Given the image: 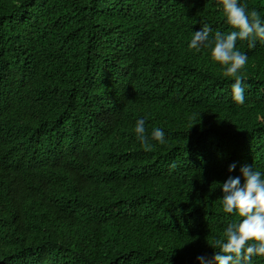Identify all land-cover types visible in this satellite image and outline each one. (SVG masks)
Listing matches in <instances>:
<instances>
[{"label":"trees","instance_id":"obj_1","mask_svg":"<svg viewBox=\"0 0 264 264\" xmlns=\"http://www.w3.org/2000/svg\"><path fill=\"white\" fill-rule=\"evenodd\" d=\"M205 25L229 28L210 0H0V264H195L222 236L224 166L264 172V47L239 44L233 104L211 49L188 47Z\"/></svg>","mask_w":264,"mask_h":264},{"label":"clouds","instance_id":"obj_2","mask_svg":"<svg viewBox=\"0 0 264 264\" xmlns=\"http://www.w3.org/2000/svg\"><path fill=\"white\" fill-rule=\"evenodd\" d=\"M229 27L225 33L212 31L208 25L193 32L188 47L210 48V59L222 68L225 77L232 78L230 102H245L247 88L243 75L248 60V48L264 47V19L255 9L249 10L242 0H210ZM210 34L213 38L210 39ZM144 151L153 145L146 135L145 121H136L134 129ZM151 138L165 143V133L154 128ZM174 167V165H173ZM222 211L234 217L220 238L192 259L195 264H252L255 257L264 258V172L254 163L230 161L218 184ZM195 259L199 260L196 261Z\"/></svg>","mask_w":264,"mask_h":264},{"label":"bare ground","instance_id":"obj_3","mask_svg":"<svg viewBox=\"0 0 264 264\" xmlns=\"http://www.w3.org/2000/svg\"><path fill=\"white\" fill-rule=\"evenodd\" d=\"M44 71V70H43ZM164 84H166V82H164ZM88 97H96L95 95H93V94H89L88 95ZM86 98H84V100H85ZM45 104L48 106V105H50V101H45ZM262 112H263V114H264V111L262 110ZM42 115V112H40L39 113V116H41ZM51 120H49V121H47V122H50ZM29 125H31V123H29ZM124 143H126V142H124ZM206 145H208V144H206ZM17 145H14V147H16ZM181 146H186V144H181ZM210 146V145H209ZM173 148V147H172ZM174 150V149H173ZM105 158L107 159V160H112V156L111 155H107V156H105ZM10 167V166H9ZM192 167H194V166H192ZM167 189H169V186H167ZM173 192H175V190H173ZM215 193V192H214ZM176 197H177V199H179V197L176 195ZM150 198H154V196H152V197H150ZM176 198H173V199H171V200H174V201H176V202H181V203H185L186 204V201H184V200H177ZM105 203H107V202H105ZM86 220V217H82V219H81V221H85ZM194 224H195V222H193ZM124 225V224H123ZM107 228L108 229H113V228H111V227H109V226H107ZM125 228H129V225H126L124 228H119V230L120 231H123ZM219 228V227H218ZM69 230V229H68ZM193 235H196V233H194L193 232ZM206 236L208 237V239L210 240L212 237H211V234H209V233H206ZM65 237H67L69 240H71L72 239V233L71 234H67V236H65ZM76 238H78V240H79V244L81 245V246H84L85 245V243H84V241H80V239H79V237L78 236H76ZM162 239H164L165 241H171V240H169V239H167L165 236H162ZM142 243H146V240H144V241H142ZM127 244V242H125V245ZM72 246H76L75 244H72ZM122 248H124V246H122ZM82 252V251H81ZM112 252V253H111ZM84 253V252H83ZM92 253H96V254H101V251L100 250H97V251H94V252H92ZM109 253H111V254H113L115 257H118L119 259H121V260H123V261H128V264H137L136 263V261L134 260V259H132V255L131 254H122L121 252H119V251H109ZM190 254H192L191 256H193L194 255V252H191ZM139 257L141 258V259H143V260H145V264H146V259L143 257V256H141V255H139ZM183 258V257H182ZM193 258V257H192ZM194 259V258H193ZM196 261H199V260H197V259H195ZM19 261H21V262H23L22 260H19ZM149 262H151V261H149ZM153 263H149V264H159L160 263V261H152ZM161 264H165V263H161Z\"/></svg>","mask_w":264,"mask_h":264}]
</instances>
